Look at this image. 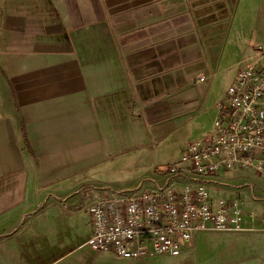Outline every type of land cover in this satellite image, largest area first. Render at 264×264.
<instances>
[{
    "label": "crops",
    "instance_id": "crops-1",
    "mask_svg": "<svg viewBox=\"0 0 264 264\" xmlns=\"http://www.w3.org/2000/svg\"><path fill=\"white\" fill-rule=\"evenodd\" d=\"M248 13L263 20L264 0H0V264H128L86 246L81 191L112 194L134 145L179 155L209 133L220 79L254 46ZM166 184L152 174L114 189ZM211 184L255 200L242 222L254 231L225 234L220 261L264 264L260 179L233 170Z\"/></svg>",
    "mask_w": 264,
    "mask_h": 264
},
{
    "label": "built area",
    "instance_id": "built-area-1",
    "mask_svg": "<svg viewBox=\"0 0 264 264\" xmlns=\"http://www.w3.org/2000/svg\"><path fill=\"white\" fill-rule=\"evenodd\" d=\"M199 77L196 82L205 81ZM233 170L256 175L264 186V48L253 46L237 63L233 82L217 104L212 128L188 143L180 159L157 168L167 184L155 191L101 195L81 192L88 201L93 252H113L128 264L149 257H178L201 232L244 233L236 200L210 199L206 186ZM173 187V188H169Z\"/></svg>",
    "mask_w": 264,
    "mask_h": 264
},
{
    "label": "rangeland",
    "instance_id": "rangeland-1",
    "mask_svg": "<svg viewBox=\"0 0 264 264\" xmlns=\"http://www.w3.org/2000/svg\"><path fill=\"white\" fill-rule=\"evenodd\" d=\"M242 15L241 10H237L233 22H237ZM244 18L245 20L243 21V26L246 30H248V34L252 32V34H250L251 38H249L248 41L250 40L251 44L254 46H261L264 48V14L263 20H261L260 16L254 17V14L252 15L249 13L244 16ZM240 59L241 57L238 62ZM227 84L228 79L225 80V78H221L218 86L220 90H223L226 86L225 90H227L231 85ZM168 143L169 142H165L157 147H152L156 154L154 155L156 157L152 158V160L150 159V153L152 151L150 145H148V147L142 143V145H134L137 147H135L132 152L127 154V158L124 161V170L120 173H115L114 176H110L109 180H113L114 182L113 184H109V190L117 192L115 191L117 189L114 188L128 186L130 184L132 185L140 180L143 181L146 175H154V171H156L157 168L176 163L180 159L181 153L178 155V152L173 151L172 149L168 151L164 150V148L168 146ZM233 174L234 173L231 175ZM222 184L225 186L237 185V183H232V185L229 183ZM259 188L264 191V187L259 186ZM206 190L214 204L218 200H236L243 216L252 214L248 208L250 207L251 201L255 200H253L249 190L242 191L240 189L237 190V188L234 187L231 189L220 186L214 187L212 184L207 185ZM262 200L263 199H259V203H261ZM225 234L231 233L201 232L195 237L191 249H186L180 256L174 258L167 256H154L149 257L146 260H148V264H236L233 259L228 257L220 261V258L223 255L222 250L226 249L229 244V241H226V237H231V235ZM243 264L249 263L243 262Z\"/></svg>",
    "mask_w": 264,
    "mask_h": 264
}]
</instances>
